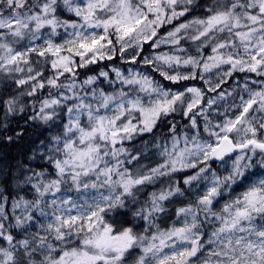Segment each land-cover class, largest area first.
Masks as SVG:
<instances>
[{"label": "snow or ice", "instance_id": "snow-or-ice-1", "mask_svg": "<svg viewBox=\"0 0 264 264\" xmlns=\"http://www.w3.org/2000/svg\"><path fill=\"white\" fill-rule=\"evenodd\" d=\"M3 3L11 15L4 17L0 13V30H4L0 31V72L24 73L25 67L21 65L26 66L27 77L16 79L15 83L23 86L34 81L26 93L33 96L37 89L45 87L42 71L32 67L30 55L35 53L45 57V63L50 60L55 72L47 79V85L65 88L72 94L61 93L60 98L44 99L39 109L33 106L32 114L24 120L25 125L30 121L50 125L58 115L57 108L66 107L68 122L63 125V133L40 140L27 157L28 161L39 159L51 165L54 178H49L47 169L37 171L30 163L18 162L16 171L0 170V240L7 244L0 246V264H264V178L245 186L252 168L257 164L264 168V138H258V133L264 137L261 131L264 115H254L264 114V87L254 91L245 82L248 98L241 96L240 103L233 105L239 109L238 114L213 124L209 109L225 99L224 92L209 98L206 107H200L205 92L198 87L171 91L148 76L131 73L125 77L113 68L122 84L133 86L134 91L138 86V91L148 96V102L123 90L118 94L100 90L97 94L93 89L91 95L97 102L94 106L75 91L74 80L58 83L65 73L75 76L77 66L113 59L117 44L122 55L133 45L142 48L143 43L157 36L159 27L201 7L197 0H33L31 4L28 0H3ZM34 9L38 11L33 12ZM61 10L78 19H61ZM205 11L204 18L181 23L163 40L153 41L154 47L161 43L179 46L184 38L181 33L194 29L188 38L199 42L195 55L162 54L154 59L144 57V63L159 68L160 75L172 83L199 78L209 92H216L226 82L225 77L237 71L264 77V0H213ZM46 26L51 29L49 38L42 46H31ZM58 28L72 30L68 33L70 38L63 43L51 38L58 34ZM25 38L30 46L23 51L14 47ZM208 46L211 54L205 57L203 49ZM177 52L185 50L178 47ZM138 55L139 52L132 57L133 62ZM76 56L80 58L79 65ZM154 61L169 69L183 65L189 71L171 74ZM224 65L228 66L227 70L220 72ZM213 70H217L215 82L205 75ZM99 75L108 78V72L101 71ZM96 79L89 77L84 84L91 85ZM70 100L75 102L68 106ZM3 106L0 131L7 133L8 118L25 113L26 107L14 97L4 100ZM181 108L196 134L178 135L176 124L169 121L170 144L156 145L164 157L163 163L145 172L140 169L133 172L125 167L139 157L132 155L124 142L153 132L158 121ZM101 109L112 114L101 115ZM82 116L87 117L86 125L81 123ZM197 116L203 118V130L215 138V143L201 140ZM25 132L21 126L13 134H5L4 139L18 142ZM231 153L237 154L226 174L212 170L211 160L223 161ZM258 153L260 158L256 160ZM187 169H197L183 179L188 189L182 188L179 181L170 180L165 187L151 192L138 207H133L144 185ZM91 176L95 180L85 182L84 178ZM10 182L17 189L30 185L34 192L31 200L23 195L12 198L15 223L8 222L5 210L9 202L5 193ZM193 182L198 186L202 183L203 191L195 193L194 201L178 208L177 221L162 229L157 220L166 212L165 202L184 197ZM67 184L77 191L106 189L107 195L100 193L91 202L77 204L70 198L57 196ZM240 187L243 190L236 193ZM49 195L53 198L46 200ZM225 196L228 198L221 204ZM18 209L20 215L16 214ZM125 209L145 222L142 231L131 226L114 228L106 219L110 213L118 214ZM206 224L213 227L205 239ZM12 229L20 230L24 238L16 239ZM53 240L59 242V247ZM37 254L42 258L37 260Z\"/></svg>", "mask_w": 264, "mask_h": 264}, {"label": "rangeland", "instance_id": "rangeland-1", "mask_svg": "<svg viewBox=\"0 0 264 264\" xmlns=\"http://www.w3.org/2000/svg\"><path fill=\"white\" fill-rule=\"evenodd\" d=\"M32 2H33V0H31V2H29V4H31ZM35 11H38V9L33 10V12H35ZM66 13L71 17V19H69L70 21L78 19L73 14L68 13V12H66ZM31 14H33V13H31ZM3 16L9 17L10 15H8V16L3 15ZM194 18H199V17L197 15H189L188 16V13H187L183 17H179L178 19H174L169 24L162 25L157 30V36L153 37L152 40L148 41L147 43H143L142 48H136L135 45H133V47L127 48L123 55L119 52V50H118L119 45L117 44L116 45L117 51L114 54L113 59H111V60L104 59V60L97 61L96 63L93 64V66H94L93 72L83 74L82 76H76V75L73 76L70 73H65L63 76H61L59 78L58 83L64 84V83H69L72 80H74L75 84H76L75 91L77 93H79V95L81 97H83L86 102H90L94 106H96L97 102L92 98V95H91V93L94 89L91 86L92 84L91 85H85L84 84V81L87 80L89 77L95 76V77H97L95 82H98L99 85L107 84V86H105V88H108V86L110 87L109 92H107V93L105 92L106 94H118L121 90H123L124 92L128 93L133 98L136 95H139L144 100V102L147 104L148 96L143 92H139L138 86H137V90L134 91L133 86L122 84V82L117 79L115 72L112 71L113 68H116V69H119L125 77H130L131 73H140L142 75L148 76L149 78L153 79L154 81L159 83L161 86H163L165 89H170L171 91H178V90L184 91L186 86L187 87H198L205 92L204 100L202 101V104L200 105V107H206L207 101L209 98L217 96L220 92H224L225 93V99L220 100L218 102H219V104L222 103L223 108H225V109L227 108L228 110L225 114L223 113L225 110L220 112L214 118L213 124L223 123L225 118H234L235 115L238 114L239 109L233 107V105H237L240 103V97L241 96H244L245 99L248 98V93L246 91H244L245 82H247L248 87L251 90L259 91L262 87H264V83H261V81H264V77L257 76L255 73L238 72L237 71V72H234L231 77H225L226 82L223 83L221 85V87L219 89H217L216 92H209L207 90V85H205L204 82L202 80H200L199 78H197L195 80L180 81L178 83H172L171 81L164 79V77H162L160 75V69L159 68L154 67L153 64H145L144 63V57H148L149 59H154L155 56L162 55V54H168V55L192 54V55H195L196 54V48L192 49L188 46L189 45L188 43H190L192 41H190L187 38H183L181 40V43L179 46L168 44V43H161L159 45V47L153 46V41L163 40L165 37H167L168 32L174 30V28L176 26H178L181 23H187L188 21H191ZM71 31H72L71 29H68L66 32L64 28H58L57 29L58 34L56 36L51 37V38L56 43H63L64 40L70 38L68 33ZM50 34H51V29L49 27L46 26L44 29H41V32L39 34V39L32 41L31 46H42L44 43V40L49 38ZM185 34H187V33H183V32L181 33L182 36ZM236 42H237V44L239 43L238 40ZM28 46H30L29 40L27 38H25L23 41L20 42V46L17 47V49L23 51ZM178 47L183 48L185 50V52L184 53L177 52ZM137 52H139V55L137 56V59L135 60V62H133L132 57L134 55H136ZM62 54H67V53H62ZM203 54L206 57V56L211 54V50H210V52H204L203 51ZM74 59L76 61V64L79 65L80 58L78 56H76V57H74ZM154 64L159 65L160 68H162L163 70L169 71L171 74H175L176 71H180V72L189 71V68H187L183 65H180V66L174 65L173 68L169 69L168 66L163 65L162 62L154 61ZM77 68H79V66L75 67L74 71ZM227 68H228V66L224 65L221 67V69L219 71L223 72V71L227 70ZM51 70L52 71H51L49 78H51L55 75L54 70L52 68H51ZM101 71L108 72V78L100 76L99 74ZM205 75H206V78H210L213 82L217 81V79H218L217 70H213L211 73H207ZM162 79H164L168 84L164 83ZM252 81H257V83H252ZM45 85H47L46 81H45ZM48 87L54 88V87H51L49 85H48ZM100 87H102V86H100ZM55 89H56V94L53 95L49 99L60 98L61 93H63L64 95H71L72 94V93L68 92V90L65 88H55ZM95 90L97 91V94H98L99 91L97 89H95ZM229 93H231V95H228ZM187 95L190 97V94H187ZM228 99H230V101ZM74 102L75 101L70 100L67 102V105L71 106V104ZM181 109L183 111V108H181ZM209 111L214 112V111H216V109H213V110L210 109ZM99 114L111 115L112 113H111V111L106 112L104 109H101ZM254 115H257L259 117V116L264 115V114L254 113ZM187 120L189 121L188 118H187ZM199 120L201 121L200 122L201 127H199L201 140L215 143V138L210 137L208 135V133L204 132V130H203L204 121H203V118L201 116H197V121H199ZM67 122H68V114L66 116V123ZM81 123L83 125L87 124V117L86 116L81 117ZM193 131L194 132L192 135H195L196 130L193 129ZM261 131H264V130H261ZM258 138H264V137H261L260 133H258ZM236 154L237 153L232 154L228 157H225L223 161H219V160H215V159L211 160L209 163L211 164L212 170L216 171L218 174H226V170L230 169L232 161L235 159ZM259 158H260V156L258 153L257 156L255 157V159L259 160ZM7 167H8V161L6 159L0 158V170L7 169ZM255 167L250 170V180L248 182H246L245 186L247 185V183H251L253 181L259 180L260 178H264V168H261L259 166V164H257V166H255ZM186 171L189 172V173L187 172L188 174L186 175V176H188V175L194 174L197 171V169H187V170H185V172ZM209 175H210V173H209ZM84 179H85V182H91V181L95 180V176L87 177ZM183 179H182V183H180V186L181 187L183 186L182 188H184V189H188L189 186L183 185ZM203 187H204V185L202 183H200L198 186L197 182H193V185L191 186V190L186 192V195L184 197H175V198H172L170 201H166L165 202L166 212L161 213L159 216V219L157 220V223L159 224V226L162 229H166V228L170 227L173 224V222L177 221V216H176L177 209L180 207H184L190 201H194L195 193L198 191L202 192ZM69 189H71V190H69ZM242 190H243V187L236 188V193H239ZM100 193H104L105 195H107V190L102 189V188L101 189H93V188L83 189V188H81L79 191H77V190H75V188H72L70 184H67V185H64L62 187L61 192L58 193L57 196L62 197V198H70L72 201H74L77 204H83L85 201L91 202L93 200V198H98ZM236 193H234V194H236ZM33 198H34V192L32 190L31 195L29 197H27L26 199L31 200ZM52 198L53 197L51 195H49L45 199L51 200ZM227 198H228L227 196L222 198L220 203L222 204L223 200L227 199ZM218 207H219V205H217V208ZM5 210L9 215V221L8 222L15 223L14 219L12 218L11 200L6 205ZM16 214L20 215L21 210L18 209ZM72 214H75L74 209H73ZM34 215L38 216V213H34ZM118 215L119 214H117V213H110L106 217V219L108 220L109 223L113 224L114 228L127 227L125 225L119 224L120 218ZM177 226H179V225H177ZM132 227H134L135 230H137L138 232L142 231L143 228L145 227V222L143 220H138V221L133 223ZM212 227H213L212 224H206L205 225V229H204L205 233H206L205 239L207 238V233H210V231L212 230ZM30 230L35 231V229H30ZM153 231H154V229H153ZM22 235H23L22 238H24L23 233H22ZM22 238H20V239H22ZM73 239H75V237H73ZM52 243L59 247V242H56L53 240ZM77 243H78V241H77ZM0 246H2L1 242H0ZM70 246L71 245H65V247H70ZM6 247H7V244H6ZM206 247H210V246H206ZM135 252L138 254L139 250L137 249V250H135ZM35 258L37 260H39L42 257L39 254H37ZM131 259H132V257L129 256L128 260H131Z\"/></svg>", "mask_w": 264, "mask_h": 264}, {"label": "trees", "instance_id": "trees-1", "mask_svg": "<svg viewBox=\"0 0 264 264\" xmlns=\"http://www.w3.org/2000/svg\"><path fill=\"white\" fill-rule=\"evenodd\" d=\"M28 2H31V0H28ZM212 2L213 0H197V4L201 5V7L193 8L188 13V16L197 15L199 18H204L207 15L205 7L210 5ZM0 13L6 16L11 15V10L8 9L7 6L3 3V0H0ZM60 17L61 19H71V17L66 13V11L63 10L60 11ZM190 34H194V29L188 30L187 34L183 35V37L189 39L188 36ZM189 40L192 41L191 39ZM198 43V41H192L188 43L189 45H187L190 48L195 49ZM19 46L20 44L14 45V47L16 48ZM210 50L211 46H208L203 49L204 52H210ZM30 60L32 62L33 68L42 71L43 81H47L52 71L50 60L45 63L46 58L38 57L35 53L30 55ZM37 61H39V63H37ZM21 66L25 67L24 73L6 74L0 72V120L3 119L4 100L14 97L18 99L19 104H22L26 107L25 113H18L8 118L7 133L0 131V158L6 159L8 161L7 170L16 171L18 167V162L30 163L31 166L37 171L47 169L49 173V178H54V170L52 169L51 165L39 159L34 161H28L27 157L32 154V150L38 145L40 140H44L53 135L63 133V125L66 124V116L68 114L67 109L63 106L57 108L58 115L53 122H50V125H44L39 121H30L27 125H25L24 120L27 118L28 115L32 114L33 106H35V108L38 110L41 101H43L44 99H49L53 95H55L56 89L49 88L48 85H45L43 89H37L36 93L33 96H28L26 93L31 90V85L35 82L30 81L28 84L23 86L16 85V79L26 78L28 75L26 66ZM93 67V64H89L85 67H79L75 69V75L82 76L83 74L93 72ZM162 80L164 83L168 84L164 79ZM91 86L94 89H97L98 91L103 90L106 93L110 90L109 86L108 88H105L107 84L99 85L98 82L93 83ZM228 100L230 101V99ZM213 109H216V111H209V115L212 122L220 112L225 110V108H223L222 103L219 104V102H217L211 108V110ZM223 113L225 114L226 112L224 111ZM169 121L176 124V131L178 135H182L184 132H188L189 135H192L194 132L193 129L190 127V122L183 115L182 109L178 110L176 113L170 114L168 117L163 118L161 121H158L157 126L153 129V132L144 133L142 135H136L131 141L124 142V147H126L132 155H137L139 157V159L134 161L132 164L126 163L125 167H128L133 172H135L137 169H140L141 172H145L151 169L152 167L163 163L164 157L160 155V149L157 148L156 145H163L166 142L170 144L171 130L169 127ZM200 122L201 121L199 120L198 124L201 127ZM21 126L26 129V132L25 135L18 142L9 143L4 139L5 134H13V132L15 130H18ZM187 172L188 171H179L177 173H174L170 178L161 177L155 183L144 185L142 187V190L138 193V203L133 207H138L139 204L143 203L145 200L148 199L149 194L151 192L158 191L161 187H165L170 180L179 181L180 183H182V179L189 173ZM4 179H8V177L5 176ZM31 191L32 189L30 185H25L23 189H17L13 186V182H10L5 194L9 195L10 201L13 197L18 198L19 195H23L25 196V198H27L31 195ZM118 214L120 218L119 224L125 225L127 227H132L134 222L140 220L139 218H134L131 215V211L128 209L121 210ZM11 231L14 236L16 235V239H20L23 237L20 230L12 229ZM0 242L2 246L6 247L5 241L0 240Z\"/></svg>", "mask_w": 264, "mask_h": 264}, {"label": "water", "instance_id": "water-1", "mask_svg": "<svg viewBox=\"0 0 264 264\" xmlns=\"http://www.w3.org/2000/svg\"><path fill=\"white\" fill-rule=\"evenodd\" d=\"M232 154H235V153H231V154H229L228 156H230V155H232ZM228 156H225V157H228Z\"/></svg>", "mask_w": 264, "mask_h": 264}, {"label": "bare ground", "instance_id": "bare-ground-1", "mask_svg": "<svg viewBox=\"0 0 264 264\" xmlns=\"http://www.w3.org/2000/svg\"><path fill=\"white\" fill-rule=\"evenodd\" d=\"M16 236V235H15Z\"/></svg>", "mask_w": 264, "mask_h": 264}]
</instances>
